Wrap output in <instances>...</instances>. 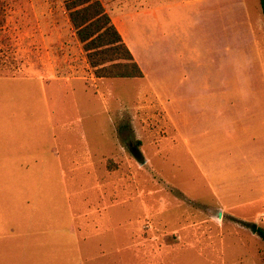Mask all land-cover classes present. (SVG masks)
Here are the masks:
<instances>
[{"label": "rangeland", "instance_id": "1", "mask_svg": "<svg viewBox=\"0 0 264 264\" xmlns=\"http://www.w3.org/2000/svg\"><path fill=\"white\" fill-rule=\"evenodd\" d=\"M99 1L110 20L122 18L143 77L96 78L63 0H0V232L13 235L4 263L58 264L51 263L48 238L23 235L27 219L40 230L61 227L62 219H141L146 258L124 254V264H264L257 232L264 230V188L254 201L237 203L232 183L218 184L216 165L212 171V161L202 160L216 154L209 148L215 146L200 143L197 151L185 143H199L218 128L198 121L172 126L171 116L199 113L177 114L171 100L181 95L170 86L162 97L169 100L168 114L161 108L146 78L154 74L153 54H142L161 26L181 61H211L217 83L215 65L226 59L228 42L232 60L251 58V68L256 63L249 83L264 88L259 1L235 0V11L205 12L194 23L185 0ZM256 168L264 173V157ZM109 241L86 237L83 256H100L103 247L114 251ZM114 253L93 263L116 264Z\"/></svg>", "mask_w": 264, "mask_h": 264}, {"label": "crops", "instance_id": "2", "mask_svg": "<svg viewBox=\"0 0 264 264\" xmlns=\"http://www.w3.org/2000/svg\"><path fill=\"white\" fill-rule=\"evenodd\" d=\"M235 5V0H185L184 2V6L191 9L193 23L195 18L197 19L205 12L211 15L221 12L222 14L224 12L231 13L235 11ZM111 22L119 32L134 61L140 66L141 62L123 34L126 29L122 18L115 16L111 18ZM158 30L160 37L151 47L152 49H142V54L149 52L153 54L152 58L155 63L153 76L146 77L150 91L167 114L169 107L165 103L169 100L162 97L166 96L170 87L177 95H181V97L171 100L174 107L176 106L177 114L181 111L199 113L196 117H186L184 120H175L171 116L172 126L178 129L179 127L190 128V124L193 126L198 121V124L201 122L203 126L218 128V131L211 137L203 135L199 143L196 141L198 139L182 140H185L187 145L190 141L193 146L198 148L197 151H199L200 143L202 146L206 143H209V146H215L216 149H211V146L209 148L216 154L203 155L202 160L204 164L207 159L212 161L211 170L216 165L218 184L224 187L232 183V189L236 193L233 200L237 203H240L239 201H254L259 193L258 189L264 188V173L256 168L258 161L264 157V88L261 87L260 81L259 85L252 86L248 79V75H251L249 70L257 68L256 59H253L255 65L252 68L249 67L251 58L242 59L238 56L237 59L232 60L229 56L231 53L230 44L228 42L224 44L223 41L222 52L227 54V57L224 59L223 56L220 64L215 65L216 68L219 67L220 72L217 76L219 80L215 83L212 81L214 77L211 67L213 68V66L208 58L199 62L188 59L181 61L177 55L179 48H176V44L167 34L170 31L163 32L161 26ZM196 46L199 51L204 47L201 42H198ZM243 62L246 66L242 65ZM257 75L259 77V74ZM259 78L261 80L262 76ZM227 83L231 85L227 86ZM226 97H237V99L227 103ZM200 104L201 107H199ZM229 112H233V119ZM178 132L180 131L178 130ZM203 150H205L204 147ZM212 176H214L213 172ZM49 220L55 222L59 219ZM66 221L67 219H62L61 227L58 225L54 229L40 230L39 223L35 219H27L29 232L23 235L35 238L43 235L48 238V249L52 253L51 263L57 260L58 264L60 261L63 264H86V262L95 264L94 261L97 260L98 263L99 258H105L108 253L114 252L115 255H119L116 261L112 257L113 263L116 264L125 263L124 254L131 253L133 256L142 255L143 258H146V241L140 235L143 228L139 224L144 223L141 219H68V222ZM90 235L108 236V240H110L108 244L114 242L115 250L112 251V246L110 251L108 248V252H106L103 247L99 252L100 256H83L82 243ZM12 236V234L0 232V264H5L4 253L7 246L10 245L6 239ZM101 243L98 245L99 247ZM55 252H57V256H55ZM107 263L109 261L106 259L105 264Z\"/></svg>", "mask_w": 264, "mask_h": 264}, {"label": "trees", "instance_id": "3", "mask_svg": "<svg viewBox=\"0 0 264 264\" xmlns=\"http://www.w3.org/2000/svg\"><path fill=\"white\" fill-rule=\"evenodd\" d=\"M264 19V0H258ZM96 78H141L143 73L99 0H63ZM122 61V62H120ZM264 240V230L258 229Z\"/></svg>", "mask_w": 264, "mask_h": 264}, {"label": "water", "instance_id": "4", "mask_svg": "<svg viewBox=\"0 0 264 264\" xmlns=\"http://www.w3.org/2000/svg\"><path fill=\"white\" fill-rule=\"evenodd\" d=\"M218 215H219V214H218ZM255 231H256L255 226H252V232L255 233Z\"/></svg>", "mask_w": 264, "mask_h": 264}]
</instances>
